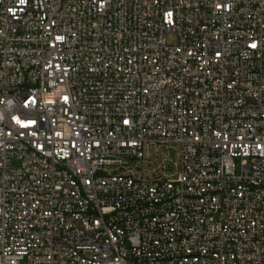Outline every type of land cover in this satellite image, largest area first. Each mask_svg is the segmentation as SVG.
<instances>
[{
	"label": "built area",
	"instance_id": "1",
	"mask_svg": "<svg viewBox=\"0 0 264 264\" xmlns=\"http://www.w3.org/2000/svg\"><path fill=\"white\" fill-rule=\"evenodd\" d=\"M0 264H264V0H0Z\"/></svg>",
	"mask_w": 264,
	"mask_h": 264
},
{
	"label": "rangeland",
	"instance_id": "2",
	"mask_svg": "<svg viewBox=\"0 0 264 264\" xmlns=\"http://www.w3.org/2000/svg\"><path fill=\"white\" fill-rule=\"evenodd\" d=\"M166 42H167V44L170 45V46H175V45H177L178 40H177L176 35H174V34H168V35L166 36ZM151 153H152V155H153V154H154V151H151ZM160 154H163V152H160ZM156 161H157V159H156L155 157H152V158H151V162H153V163H157ZM235 164H236V166L238 167V164H239L238 160H235Z\"/></svg>",
	"mask_w": 264,
	"mask_h": 264
}]
</instances>
